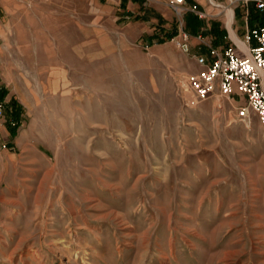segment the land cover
Instances as JSON below:
<instances>
[{"label": "rangeland", "instance_id": "374dc122", "mask_svg": "<svg viewBox=\"0 0 264 264\" xmlns=\"http://www.w3.org/2000/svg\"><path fill=\"white\" fill-rule=\"evenodd\" d=\"M206 1L234 45L240 1ZM169 4L160 42L148 5L0 0V264H264V131L237 92L195 97L196 5Z\"/></svg>", "mask_w": 264, "mask_h": 264}, {"label": "built area", "instance_id": "2783aa9c", "mask_svg": "<svg viewBox=\"0 0 264 264\" xmlns=\"http://www.w3.org/2000/svg\"><path fill=\"white\" fill-rule=\"evenodd\" d=\"M248 2L249 0H243ZM259 10H264V0H254ZM170 7L179 15L187 8L185 0H170ZM199 17L204 13L196 10ZM179 45L188 50L189 34L183 30V22L179 23ZM244 50L238 53L239 45L230 38L232 44L223 47L212 46L198 35L206 54L196 56V63L200 69L186 77V83L195 97L204 100L218 93L220 96L231 97L237 92L246 98V105L237 111L241 119L248 118L250 112L257 115L261 129L264 131V25L247 28L244 35ZM1 114V106H0Z\"/></svg>", "mask_w": 264, "mask_h": 264}, {"label": "crops", "instance_id": "0c3cea01", "mask_svg": "<svg viewBox=\"0 0 264 264\" xmlns=\"http://www.w3.org/2000/svg\"><path fill=\"white\" fill-rule=\"evenodd\" d=\"M99 2V5L102 6V9L105 13H110L113 12L116 14V18H121V19H131L132 17L135 18L137 14L141 12L142 9H144V6L148 5L150 8H152L156 16L151 17V24L153 25L152 29H155L153 34L159 36L160 38L164 37L165 33L171 32L174 28H169L171 26V20L172 17L169 13L168 9V1L169 0H97ZM233 0H209V2L214 5V3H219L222 6V2L229 4ZM240 6L243 8L242 13H240V18L236 19L234 16V10H232V16L230 17L231 19V28L233 33L235 34V37L242 43L244 42L239 38L238 33L242 31L243 28L245 30L248 28V6L250 4H253L255 6L254 0H249L247 3L244 2L243 0H239ZM186 6L191 7L192 5H196L198 10L204 11V17L201 18L202 21V26L199 28L198 32L196 34H201L204 37V41L208 44L212 45L213 41V35L209 32L211 23L212 21L218 22L216 20H210L208 18V12L207 10L211 9V6L208 5L206 0H186ZM216 6V5H214ZM220 7V6H216ZM256 7V6H255ZM210 8V9H209ZM226 8V7H225ZM191 9V8H190ZM257 9V8H256ZM261 11V10H260ZM192 12V11H189ZM193 13V12H192ZM234 16V17H233ZM157 20L162 21L161 24H157L156 26L154 23ZM220 20L225 24L226 26V19L225 15L224 17L220 18ZM240 22H243V25H239ZM219 23V22H218ZM220 25V23H219ZM221 27V25H220ZM222 28V27H221ZM227 28V26H226ZM228 29V28H227ZM244 30V32H245ZM229 34V31H228ZM230 34H229V39H230ZM195 39L191 40L192 46H194ZM245 46V44H244ZM217 47H223L222 44L217 45ZM207 49V48H206ZM0 131H2L0 127Z\"/></svg>", "mask_w": 264, "mask_h": 264}, {"label": "trees", "instance_id": "16d2710c", "mask_svg": "<svg viewBox=\"0 0 264 264\" xmlns=\"http://www.w3.org/2000/svg\"><path fill=\"white\" fill-rule=\"evenodd\" d=\"M137 19H145L143 16L136 15ZM186 30L194 35L198 32L199 28L202 26L201 18L198 17L197 14L192 12H186L184 16ZM258 25H264V12L256 9L253 4L248 6V27L253 28ZM209 32L213 35L212 45L217 46L223 44L225 39L227 38V32L225 29L221 28L218 22L212 21ZM176 33V30H172L171 32L165 33L164 37L160 38V42H164L165 40H170ZM156 35L152 34L149 38H154ZM4 91L1 92L0 96H3ZM15 116L16 113H13Z\"/></svg>", "mask_w": 264, "mask_h": 264}, {"label": "bare ground", "instance_id": "6f19581e", "mask_svg": "<svg viewBox=\"0 0 264 264\" xmlns=\"http://www.w3.org/2000/svg\"><path fill=\"white\" fill-rule=\"evenodd\" d=\"M214 5L216 6H221L219 3H214ZM184 16V15H183ZM232 16V10L229 9V8H225V19H226V26L228 28V31H229V34H230V37L232 38V40H234L239 46H241L243 49H246L244 44H242L236 37H235V34L233 33L232 31V28H231V19L230 17ZM260 26V25H258ZM227 34V33H226ZM227 37V36H226Z\"/></svg>", "mask_w": 264, "mask_h": 264}]
</instances>
